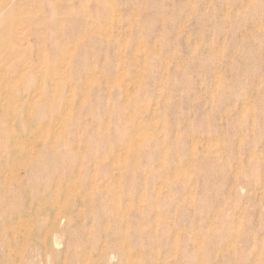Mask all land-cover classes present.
Instances as JSON below:
<instances>
[{"label": "rangeland", "instance_id": "obj_1", "mask_svg": "<svg viewBox=\"0 0 264 264\" xmlns=\"http://www.w3.org/2000/svg\"><path fill=\"white\" fill-rule=\"evenodd\" d=\"M84 1L0 0V264H264V0Z\"/></svg>", "mask_w": 264, "mask_h": 264}, {"label": "bare ground", "instance_id": "obj_2", "mask_svg": "<svg viewBox=\"0 0 264 264\" xmlns=\"http://www.w3.org/2000/svg\"><path fill=\"white\" fill-rule=\"evenodd\" d=\"M90 0H86V1H84L83 3H81L78 7H79V10L80 11H82V12H84V14H85V17H87V19H89V18H91L94 14H98L99 13V11H100V5L98 4V3H95L94 5H90V2H89ZM48 9L50 10V15L49 16H45L48 20H47V23L51 26V25H54V24H59L60 22H62V0H49V4H48ZM32 11H34V10H32ZM24 12V11H23ZM25 14V13H24ZM107 16H108V14H107ZM161 17V16H160ZM43 18H44V16H43ZM26 20V19H25ZM24 20V21H25ZM102 20V19H101ZM103 20H105V19H103ZM50 22H51V24H50ZM87 23V22H86ZM106 23H107V21H106ZM22 24V23H21ZM102 24V23H101ZM105 24V23H104ZM108 24V23H107ZM18 25V24H17ZM25 26H26V24H25ZM24 26V27H25ZM103 26V25H102ZM126 26V25H125ZM104 27V26H103ZM80 28L81 29H86V25H85V22H83V23H81V25H80ZM91 30V29H90ZM20 32H21V30H20ZM18 35V34H17ZM104 34H102V36H103ZM120 38V37H119ZM24 39H22V41H23ZM123 40V39H122ZM6 42V41H5ZM23 43V42H22ZM68 44V43H67ZM133 47V46H132ZM5 48V47H4ZM140 48H142V47H140ZM132 49H134V48H132ZM71 50V49H70ZM18 51V50H17ZM44 53V52H43ZM42 53V54H43ZM15 54V53H14ZM45 54V53H44ZM66 55H68V53L66 54ZM70 55V54H69ZM120 57V56H119ZM10 58V57H9ZM47 58V57H46ZM28 59V58H27ZM141 59H143V57L141 56ZM12 59H10V61H11ZM42 60H43V58H42ZM65 60V59H64ZM5 61V60H4ZM6 61H7V59H6ZM66 61H67V59H66ZM142 61V60H141ZM8 62V61H7ZM143 62V61H142ZM30 63V62H29ZM42 63V62H41ZM46 64H47V61L45 62ZM64 63H65V61H64ZM63 64V63H62ZM66 64V63H65ZM5 65H6V63H5ZM4 65V66H5ZM43 65V64H42ZM39 66V65H38ZM45 67H46V65H45ZM63 67H65V66H63ZM42 68V67H41ZM44 69V68H43ZM43 69H42V71H43ZM60 69H61V66H60ZM18 70H19V67H18ZM17 70V71H18ZM55 70V69H54ZM58 70H59V68H58ZM57 70V71H58ZM60 71V70H59ZM119 71H121V70H119ZM60 72H62V71H60ZM18 73H19V71L16 73V75H18ZM22 73V72H21ZM20 73V74H21ZM55 74H56V72H54ZM59 73V72H58ZM92 73V72H91ZM96 73V72H95ZM94 73V74H95ZM121 73V72H120ZM215 73V72H214ZM213 73V74H214ZM44 74V73H43ZM52 74H53V72H52ZM97 74V73H96ZM15 75V76H16ZM63 75V74H62ZM61 75V76H62ZM12 76V75H11ZM20 76V75H19ZM43 76V75H42ZM56 76H57V78H58V74H56ZM85 76V75H84ZM17 77V76H16ZM55 77V76H54ZM96 77V76H95ZM138 77V76H137ZM13 78V77H12ZM19 78V77H18ZM107 78V77H106ZM8 79V78H7ZM9 79H11V78H9ZM15 79H17V78H15ZM59 79V78H58ZM84 79V78H83ZM13 80V79H12ZM53 80H56L55 78L54 79H52V81ZM85 80H87V78L85 79ZM135 80V79H134ZM134 80H133V82H134ZM4 81V80H3ZM2 81V82H3ZM15 81V80H14ZM109 81H111V80H108L107 81V83L109 82ZM36 83V82H35ZM5 84H6V82H5ZM52 84V87L54 86V84L53 83H51ZM135 84V83H134ZM36 85H39V84H36ZM81 86H83V89H84V84L83 85H81ZM32 87H35V86H32ZM38 87V86H37ZM54 90V89H53ZM70 90H71V88H70ZM127 90V89H126ZM33 92V91H32ZM39 92V91H38ZM37 92V93H38ZM70 92V91H69ZM82 92H83V90H82ZM127 92V91H126ZM35 93H36V91H35ZM158 93V92H157ZM70 95V94H69ZM82 95V94H81ZM248 95V94H247ZM33 96V95H32ZM35 96H36V94H35ZM38 96V95H37ZM82 96H84V95H82ZM65 97V96H64ZM68 97V96H67ZM31 98V97H30ZM124 98V97H123ZM27 99V98H26ZM32 99H35V97L34 98H32ZM78 100H80V99H78ZM14 101V100H13ZM33 100H31V102H32ZM244 101V100H243ZM78 103V102H77ZM77 103H75V104H77ZM245 104V103H244ZM13 105V104H12ZM67 105V103L64 105L63 104V106H66ZM61 106V105H60ZM62 106V107H63ZM66 107H68V106H66ZM28 108V107H27ZM59 111V110H58ZM66 111V110H65ZM27 112V111H26ZM60 112V111H59ZM14 115H15V112H12ZM62 113V112H61ZM64 113V112H63ZM156 114V113H155ZM129 115V114H128ZM48 116V115H47ZM63 116H65V113H64V115H62V117ZM154 116V115H153ZM61 117V116H60ZM129 117V116H128ZM131 117V116H130ZM64 118V117H63ZM151 119V118H150ZM46 120V119H45ZM153 120L154 119H151V121L153 122ZM47 121V120H46ZM45 121V122H46ZM40 123V122H39ZM38 123V124H39ZM138 123V122H137ZM55 124V123H54ZM58 125V124H57ZM56 125V126H57ZM140 125V124H139ZM37 126V125H36ZM49 126V125H48ZM137 126V125H136ZM12 127V126H11ZM135 127V126H134ZM133 127V128H134ZM139 127V126H138ZM54 128H56V127H54ZM12 129V128H11ZM44 129V128H43ZM53 129V128H52ZM137 130V129H136ZM135 130V131H136ZM145 131L147 132V130L145 129ZM149 131V130H148ZM30 132V131H29ZM41 132V131H40ZM39 132V133H40ZM43 132V131H42ZM54 132H56V131H54ZM137 132V131H136ZM137 133H139V132H137ZM132 135V134H131ZM11 136V135H10ZM132 136H134V133H133V135ZM122 138V137H121ZM128 138V137H127ZM18 142V141H17ZM116 147V146H115ZM119 148V147H118ZM30 149V148H29ZM115 150H116V148H115ZM117 150H119V149H117ZM117 150H116V152H117ZM121 151V150H120ZM103 155V154H102ZM20 157V156H19ZM115 157V156H114ZM113 158V157H112ZM116 163V162H115ZM12 164V163H11ZM1 166V165H0ZM176 168V167H175ZM1 169V168H0ZM174 169V168H173ZM172 170V169H171ZM4 171V170H3ZM112 175H114L113 173H111ZM164 174V173H163ZM162 174V175H163ZM73 175V174H72ZM56 177V176H55ZM163 177H164V175H163ZM162 177V178H163ZM92 179V178H91ZM93 180V179H92ZM112 180H113V177H112ZM89 181H90V179H89ZM115 181V180H114ZM100 183V182H99ZM3 184V183H2ZM68 185V184H67ZM90 186V185H89ZM129 186V185H128ZM67 190H65V192H66ZM222 196V195H221ZM66 197H68V196H66ZM60 199V198H59ZM125 199H127V197L125 198ZM38 202V201H37ZM123 202H125V201H123ZM126 203V202H125ZM127 205V204H126ZM35 212V211H34ZM55 215V214H54ZM92 215V214H91ZM58 219V216L56 215L55 216V218H54V220H53V223H55L56 222V220ZM156 219V218H155ZM103 223V222H102ZM58 224V223H57ZM123 224H121V226H122ZM56 229V228H55ZM70 231H71V229H70ZM72 232V231H71ZM45 234V233H44ZM174 235V234H173ZM177 235V234H176ZM102 238V237H101ZM172 238V237H171ZM196 238H198V239H200L198 236L196 237ZM198 239H197V241H198ZM102 241V240H101ZM5 242V241H4ZM200 242V241H199ZM198 242V243H199ZM7 245V244H6ZM101 250V249H100ZM125 252H126V249H125ZM131 254V253H130ZM132 255V254H131ZM133 256H135V255H133ZM63 258V257H62ZM87 256H85L84 258H83V262H86L87 261ZM85 259H86V261H85ZM133 261H134V259H133Z\"/></svg>", "mask_w": 264, "mask_h": 264}]
</instances>
